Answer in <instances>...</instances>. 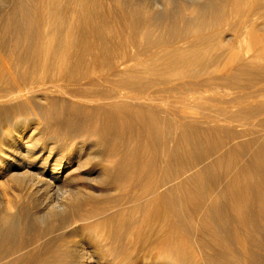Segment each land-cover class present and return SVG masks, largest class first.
Here are the masks:
<instances>
[{"label": "bare ground", "instance_id": "1", "mask_svg": "<svg viewBox=\"0 0 264 264\" xmlns=\"http://www.w3.org/2000/svg\"><path fill=\"white\" fill-rule=\"evenodd\" d=\"M169 4L170 1H167L166 7ZM263 6L264 0H200L197 5L183 6L180 12L175 8L162 20H153L149 17L152 8L147 5L146 0H8L6 8L0 10V129L5 123L11 125L10 120L15 123L3 130V137H0V191L5 198L0 218L1 223L6 226L0 232V258L5 252L13 254L31 235L27 231L26 211L23 213L17 208L24 186L33 187L35 193H42L43 198H47L54 189H62L60 192L67 201L63 205L59 203L58 206L48 207L44 226L52 228L55 222L75 226L88 217L79 213L78 205L83 207L86 204L91 207L92 204H98L102 201L100 196L104 188L101 187L111 185L115 175L128 171L132 164L137 165L138 161L134 156L148 153L151 158L147 165L153 164V158L157 161V158L162 157L163 167L166 169V176H163L173 185L168 196L165 194L161 201L145 205L146 209H159L164 206V202L170 208L174 206L176 210H172L174 217L171 226H184L192 232L198 252L204 260L203 264H255L259 247L256 244L258 225L264 229L263 149H251L252 145L248 144L245 151H248L249 159H243L245 151L237 148L224 157L218 153L220 142L211 138V135H200L176 120L166 121L158 112L152 111V114L143 116L140 109L136 114H141L142 122L134 127L138 132L131 140V128L128 125L127 128L123 127V123L128 122L124 120V105H121L116 117L119 128L114 129V120H110L101 110L93 112L95 115L92 113L90 119L79 120L80 118L75 117L78 111L73 105L67 106V103H57L52 99H45L43 104L36 102L28 95L31 89L28 88L27 91L25 86L36 80L52 79L60 87L66 80L77 83L86 75L98 72H105L106 75H99L98 80L119 72L122 75L120 86H127V76L134 73L161 68L175 69L179 65L188 67L199 55L208 54L215 48V40L209 42L211 38L202 35L210 20L215 18L223 22L234 18L244 28H251L249 38L254 41L253 30L262 27L253 24L251 15ZM68 9L70 18L66 15ZM184 12L189 19L184 33L199 30L198 35L192 36L194 40L188 42L184 39L177 47L166 41L142 45L140 41L147 28L154 36L181 32L183 20L179 18ZM113 16L115 18H111ZM117 18L124 22L115 30L120 33L128 29L137 39L128 43L129 47L122 42L119 49L107 56L104 64L94 66L91 72L84 68L77 69L72 57L80 59L99 46L111 47L108 43L110 28L107 25L113 24L110 19ZM145 57L152 58L142 62L147 59ZM140 59L142 61L137 67H131V61L138 62ZM251 60L255 61L254 54ZM86 97L93 99L94 96ZM146 97L138 89L114 96L121 101L133 102L148 101ZM64 108L69 117L58 119V114ZM143 128L147 130L146 137L140 132ZM46 129L51 130L55 137L61 136V139L65 135L71 138L75 133H79L80 137L88 133L92 142L94 141L92 147L101 150L93 155L91 151L94 149L91 150L90 147L85 155L80 152L73 157H70L71 154L65 156L66 153H63L64 156L59 155L60 153L52 156L55 143L45 144V140L49 139L45 137L48 133L44 134ZM67 136L64 143L68 140ZM167 142L169 147L164 149ZM118 143L120 149L117 152L114 147ZM132 150L131 155L129 152ZM206 168L210 171L207 172ZM90 170H96V174L87 172ZM135 173L140 175L138 171ZM58 181L60 184H56ZM96 185L101 186L96 188ZM69 194L77 200L76 203L68 198ZM176 202L178 207L175 206ZM179 207L182 208L181 216L178 214ZM180 217L182 221L179 220ZM108 221L109 219L102 220L103 223ZM45 227L35 232L31 240L38 242L44 235ZM98 245L96 241L86 238L64 252L56 253L47 247L38 253L13 257L7 264H87L86 259L93 257L105 264L112 261L135 264L139 258L127 254L107 258ZM143 248L140 246V250ZM151 253L152 251L143 257L144 264L153 263ZM155 262L188 264L185 256L178 260L159 259Z\"/></svg>", "mask_w": 264, "mask_h": 264}, {"label": "rangeland", "instance_id": "2", "mask_svg": "<svg viewBox=\"0 0 264 264\" xmlns=\"http://www.w3.org/2000/svg\"><path fill=\"white\" fill-rule=\"evenodd\" d=\"M7 1L0 0V10L6 8ZM167 1H170V4L166 7ZM146 3L152 8V14L149 17L153 20H162L168 12H173L175 8L179 9L178 12H180L183 6L197 5L200 0H146ZM185 12L179 18V20H183L181 21L183 29L179 32V36V33L154 36L153 32L148 31L149 28H147L144 38H141L140 41L142 45L146 46L151 42L166 41L173 43L177 47L183 43L184 39L188 42L194 40L192 36L198 35L199 30L193 29L190 34L184 33L189 20L186 15L187 12ZM70 14L68 9L66 15L69 16ZM251 20L254 21V25L262 27L258 28V30H253L254 41H250L249 38L250 27L244 28L239 21H234V18H228L223 22L214 18L210 20L209 27L207 26L202 32V35L211 38L209 42L215 40L214 50L208 54H203V56L199 55L195 62L188 67L179 65L175 69L161 68L131 74L125 80L128 87L120 86L121 73L115 72L105 78L106 80H98L99 75L106 76L105 72H98L97 74L90 73L86 75L77 83L66 80L63 84L60 83V87H58L56 81L46 79L44 81L36 80L30 82L25 88H27V91L31 89L27 93L34 100H37L36 102L43 104L45 99H52V101L57 103H67V106L73 105L78 111L75 117L80 118L79 120L90 119L93 112L101 110L106 113L105 115L110 120H114V129L119 128L116 117L119 115L121 105H124L126 108L123 113L124 120L128 122L123 123V127L127 128L128 125L131 128V140L133 135L138 132L134 127L142 122L141 114H136L138 109H140L143 112V116L145 114L148 115V113L152 114V111L158 112V115L164 117L166 121L176 120L186 124L188 128L197 131L200 135H211V138L220 142L218 153L224 157L227 156L229 151L236 148L239 151L247 150L248 144L252 145L251 149L261 148L264 151V25H261L264 24V6L251 15ZM110 22L113 24L107 25V27L110 28L108 43L111 44V47L101 48L99 46V48L91 49L85 56L82 55L81 60L75 56L72 57L71 60H74L73 63L77 69L84 68V70L91 72L94 66L104 64L107 56H111L117 48L119 49L118 46L122 42L129 47L127 44L133 39H137L133 33H129L128 29H124L120 33L115 30L118 25H122L121 23L124 22L121 18L110 19ZM113 25L114 27H112ZM155 38L158 39L155 40ZM253 54L255 61L251 60ZM151 58L144 59V61L140 59L138 62L131 61L130 65L135 68L139 62L150 61ZM132 89L142 91L147 96L148 101H121L114 98L118 93ZM87 95L94 97L89 99L86 97ZM38 98L41 99L38 101ZM94 98L98 99V101ZM245 102L248 103L244 104ZM68 115V111H65L64 108L57 117L58 119H66L69 117ZM94 115L95 113H93ZM10 121L11 125L15 123L12 120ZM11 125L5 123L1 126V138L4 134L3 130L11 127ZM146 131L144 128L140 130L142 136L146 137ZM44 134H47L45 137L49 138L47 141L45 140L47 142L45 143L46 145L55 143L52 156L60 153L59 155L62 156L71 154L70 157H73L77 154L79 155L80 152L85 155L89 152L90 147L94 145V141L92 142L93 139L88 133L82 135V137H80L79 133H75L77 136L74 134V137L72 136L71 138L65 135L62 139L61 136L60 138L55 137L49 129L48 131L47 129L44 130ZM113 134L115 135V133ZM51 136H53V139H50ZM66 136L68 140L64 143ZM61 144L65 147H62ZM166 147H169L168 142L163 146L164 149ZM99 149L98 147H92V154L98 153ZM114 149L118 152L120 149L119 143ZM126 149L128 150V148ZM63 153L66 154L63 155ZM129 154L132 155L133 150ZM149 158H151V155L148 153H140L134 156V159L138 161L137 165L132 164L127 169L128 171L125 170L126 172L120 173L121 175L119 176L118 174L115 175L114 183L111 185L102 186L101 188H104L100 196L102 201L98 204H92L91 207L86 204L83 207H79V204V213L88 215L89 218L87 217L77 222L75 226L67 225L68 223L59 224L58 222H55L56 224L54 223L55 226L52 228L44 226L48 207L63 205L67 201L63 198L65 195L60 192L62 189L57 191H54V189L47 198H43L42 193H35L34 189H32L33 187L29 188L28 186L25 188L24 186L22 188V199H19L20 202L17 201V208L19 207V210L21 209L23 213L24 211L27 212H25L28 222L27 231L31 235L13 254L3 253L0 258V264H7L11 258L16 256L38 253L47 249V247L56 253L64 252V250L70 249L71 246L74 247V244L78 241L86 238L96 241L99 244L98 247L100 246L99 248L107 258L127 254L139 257L135 264H144L143 257L152 251L150 254L152 256V264H157L155 261L159 259L178 260L182 256H185L188 264H203L204 260L198 252V246L192 236V232L184 226H178L177 228L174 225L171 226V221L174 217L172 210H176L174 206L170 208L164 202V206L159 209H149V207L146 209L145 205H151V203L153 205L154 202L161 201L163 199L162 196L165 194L168 196L169 189L173 185L172 182L164 177L166 176L164 175L166 169L163 167L162 157L157 158V161L156 159L154 161L153 158L151 160L153 164L149 163L147 165ZM244 158L249 159L248 151L243 152ZM11 162L13 161L11 160ZM137 171L140 172V175L135 173ZM206 171L209 172L210 170L206 168ZM87 172H93L92 175L96 174V170ZM189 173L186 175H189ZM56 184H60V181ZM98 186L101 185H96V188H99ZM30 190H33V192ZM26 191L27 193H25ZM67 196L71 198L72 202L76 203L77 200L70 194ZM4 200L5 198L0 191L1 211L4 207ZM175 206H179L177 202ZM181 210L182 208L179 207L178 214L180 216ZM1 211L0 215L3 214ZM181 218H179L180 221H182ZM105 219H109V221L103 223L102 220ZM41 227L46 229L44 235L40 238L41 242L40 240L38 242L32 241V235L41 230ZM259 227L260 225H258L256 234V244L259 247L255 256L257 261L255 264H264V229L262 226ZM5 228L6 226L1 223L0 218V232H3ZM140 246L144 248L140 250ZM86 261L87 264L101 263L94 257L86 259ZM109 263L125 264L117 261Z\"/></svg>", "mask_w": 264, "mask_h": 264}]
</instances>
